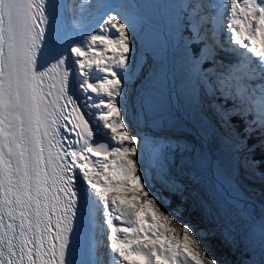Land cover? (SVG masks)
Instances as JSON below:
<instances>
[{
    "label": "snow or ice",
    "instance_id": "1",
    "mask_svg": "<svg viewBox=\"0 0 264 264\" xmlns=\"http://www.w3.org/2000/svg\"><path fill=\"white\" fill-rule=\"evenodd\" d=\"M177 71L227 197L145 119ZM241 168L264 183V0H0V264H264V210L229 219Z\"/></svg>",
    "mask_w": 264,
    "mask_h": 264
},
{
    "label": "rangeland",
    "instance_id": "2",
    "mask_svg": "<svg viewBox=\"0 0 264 264\" xmlns=\"http://www.w3.org/2000/svg\"><path fill=\"white\" fill-rule=\"evenodd\" d=\"M148 2L163 3L165 0H148ZM155 20L158 24H163V21L159 15L155 17ZM179 80L180 74L178 71L176 72L175 76L170 74L164 87L165 93L171 91L174 105H169L167 108H159L151 115L146 114L145 119H157L161 122V128L155 133L157 136L165 138H180L182 140L190 141L196 149L195 153H193L194 158L207 156V161L203 166H201L199 163H193L192 161H189V169L187 170V174L183 177V182L188 185L189 190L193 192V195L198 193L200 197L208 201H214L216 199L227 197V192L223 191L222 193L220 190V186L218 184L219 180L214 179V177H220V171H217L215 174L216 176L214 177L212 174L214 164V162H212V157L214 154H217V144L215 143V138L211 137L213 138L211 139L209 136L203 137L195 125L196 122L195 119H193L194 117L188 110H186V106H182L180 103H175L176 90L179 86ZM147 130L148 129H145V131ZM210 143L213 144L215 152H212V150L209 148L208 144ZM240 187L246 192L240 190L239 198L242 200H240V203L237 207L231 209V216L229 219L230 222L237 227L238 232L242 234V225L244 223L245 214L251 212L255 216L259 217L262 213V210H264V198H256V186L251 187L248 185H241ZM232 195L235 196L237 194L232 193ZM191 199L192 197L190 196L189 200L191 201ZM248 201L249 204L246 205ZM238 239H240V236H238ZM256 243L258 245V240ZM247 244V241H244L241 244V252L245 251V246ZM248 253L252 255L254 260L258 261L260 259L258 247H255V251L249 249Z\"/></svg>",
    "mask_w": 264,
    "mask_h": 264
},
{
    "label": "bare ground",
    "instance_id": "3",
    "mask_svg": "<svg viewBox=\"0 0 264 264\" xmlns=\"http://www.w3.org/2000/svg\"><path fill=\"white\" fill-rule=\"evenodd\" d=\"M179 73V72H178ZM194 119V118H193ZM195 122H196V127H197V129H198V131L200 132V134L204 137V136H207V135H205V133H204V131L201 129V127H200V125L198 124V122H197V120L195 119ZM211 139H213V138H211ZM210 141V140H209ZM209 145V148L212 150V152H215V149H214V147H213V144H208ZM219 147V146H218ZM218 149V148H217ZM218 151V150H217ZM216 159H215V158ZM213 158V160H212V162H214V164H213V169H212V174H213V177L214 176H216L215 174L217 173V171H219L218 169H219V166H220V164H218L217 162L219 161V160H221V155H220V153H217V154H214V156L212 157ZM243 169V168H242ZM235 194V193H234ZM257 195V194H256ZM259 198H261V197H259Z\"/></svg>",
    "mask_w": 264,
    "mask_h": 264
},
{
    "label": "trees",
    "instance_id": "4",
    "mask_svg": "<svg viewBox=\"0 0 264 264\" xmlns=\"http://www.w3.org/2000/svg\"><path fill=\"white\" fill-rule=\"evenodd\" d=\"M256 155H257V158H259V155H260L259 154V151L257 152ZM214 244L217 245V247H216V254L218 256H223V255H227L228 254V251L229 250L227 248L223 247L222 245H220L219 241H215ZM239 255H240V252L237 253V256H239ZM237 256H231L230 258L233 259V260H235L237 258Z\"/></svg>",
    "mask_w": 264,
    "mask_h": 264
}]
</instances>
